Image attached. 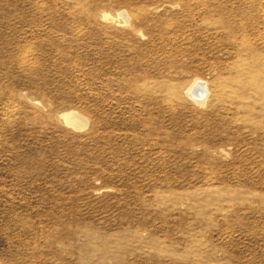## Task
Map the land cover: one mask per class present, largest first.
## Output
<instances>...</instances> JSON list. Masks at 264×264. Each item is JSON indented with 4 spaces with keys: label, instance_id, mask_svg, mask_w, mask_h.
<instances>
[{
    "label": "rangeland",
    "instance_id": "obj_1",
    "mask_svg": "<svg viewBox=\"0 0 264 264\" xmlns=\"http://www.w3.org/2000/svg\"><path fill=\"white\" fill-rule=\"evenodd\" d=\"M0 264H264V0H0Z\"/></svg>",
    "mask_w": 264,
    "mask_h": 264
},
{
    "label": "bare ground",
    "instance_id": "obj_2",
    "mask_svg": "<svg viewBox=\"0 0 264 264\" xmlns=\"http://www.w3.org/2000/svg\"><path fill=\"white\" fill-rule=\"evenodd\" d=\"M199 89H200V87H197L196 89H195V91H199ZM190 93H191V91H190ZM195 93V92H194ZM203 98V97H202ZM73 114V113H72ZM66 117V119H67V122L70 120L71 122H73L74 124L76 123V124H79L80 122H82V118L80 119V118H78V116H75V115H71V114H68L67 116H65ZM80 117V116H79ZM85 121V120H84ZM72 125V124H71Z\"/></svg>",
    "mask_w": 264,
    "mask_h": 264
}]
</instances>
